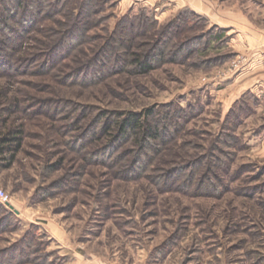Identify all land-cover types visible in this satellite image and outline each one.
Returning a JSON list of instances; mask_svg holds the SVG:
<instances>
[{
	"label": "rangeland",
	"instance_id": "374dc122",
	"mask_svg": "<svg viewBox=\"0 0 264 264\" xmlns=\"http://www.w3.org/2000/svg\"><path fill=\"white\" fill-rule=\"evenodd\" d=\"M103 7L98 17L104 19L87 32L81 51L126 15L149 17L154 40L185 9L207 12L231 28L220 53L206 60L196 52L176 55L146 75L104 72L88 81L94 70H67L73 65L67 60L42 70L40 56L17 61L14 73L0 76V134L24 129L14 162L0 166V188L13 209L2 206L19 227L0 232V264H264V0H105ZM52 22L32 37L43 38L46 27H56ZM184 26L166 52L169 59L201 34L200 26ZM157 44L142 51L155 55ZM169 103L184 108L188 119L147 169L135 162L142 155L133 152L134 143L116 165L112 159L123 150L105 158V141L83 148L99 112L154 105L157 113ZM3 107L11 110L3 114ZM84 111V122L77 120ZM31 225L37 238L31 254L12 250Z\"/></svg>",
	"mask_w": 264,
	"mask_h": 264
},
{
	"label": "trees",
	"instance_id": "16d2710c",
	"mask_svg": "<svg viewBox=\"0 0 264 264\" xmlns=\"http://www.w3.org/2000/svg\"><path fill=\"white\" fill-rule=\"evenodd\" d=\"M104 3L105 0H0V76H8L9 73H12L17 61L24 59L26 61L28 58L33 61V58L40 56L43 61L38 67L42 70L58 68L62 61L66 60L73 65L67 63L65 68L67 70L76 69L79 71L78 74L84 75L90 69L94 70L90 73V77L85 78L88 81L100 80L105 76L104 72L107 76L119 73L141 76L148 74L159 64L169 60L174 61L176 55L185 59L196 52L201 60H206L205 58H208L211 52L220 53L223 42L228 38L225 35L226 29L209 26V19L205 15L185 9L184 12L177 14L169 21L167 31L159 40H154L151 37V32H155V23L150 21L149 17L139 15L130 19L126 15L123 18H118L111 31L104 30L105 38H103L104 36L93 37V40L90 41H96V43L87 49L88 52L81 51L87 42L84 39L87 32L98 27V24L104 19L98 17L104 11ZM57 16H62L64 21L54 20ZM94 16H97V20L94 19ZM190 19H194L196 24L190 23ZM51 20L56 27H46V34H42L44 39L32 37L42 23ZM183 25L188 26L189 30L200 26L201 34L193 39L194 45H183L169 59L166 52L170 50L172 39ZM130 28L135 31L133 30L130 32V36H127L126 31ZM64 33L63 39L49 40V37L52 39L64 35ZM155 34L153 36H156ZM65 38L68 39L64 42ZM148 39H151V42ZM155 41L156 43L158 41L155 55H149L142 51L143 47ZM77 51H80L84 58L76 56ZM46 52L53 55L54 60L43 59L46 57ZM222 58L223 56H219L217 61ZM217 61L215 60L214 63ZM84 62L87 63L83 64ZM75 78L78 79V75ZM15 103L18 101L16 100ZM153 106L139 112H99L95 117V129L90 136H84L81 141L83 148L90 146L89 144H97V147H102L105 141L106 147L102 151L105 158L110 156L109 152L118 154L119 150H123L119 157L112 159L111 163L116 165L128 153L125 148L134 143L136 149H132L133 152L139 149L141 152L139 154L142 155L135 156V162L141 168L147 169V166L154 160L155 153H160L163 146L176 138L183 128V122L188 119V114L182 107L174 108L170 103L162 104L160 105L161 109L156 113ZM8 110L11 108L3 107L1 113L4 114ZM81 114V117H77L79 121H83L82 119L86 115L85 111ZM156 115L157 120L154 119ZM75 129L74 127L73 130ZM3 132L0 134V160H6V163L2 165L0 162V166L2 169H6L14 162L15 155L21 148L24 129L18 128L13 131L5 128ZM158 139H160V144L156 146L153 141ZM93 158H96V155ZM110 158L108 157V162ZM181 171L183 170H178L176 174ZM15 220L13 213L0 205V232L7 231V229L13 231L19 229ZM36 240L35 226L31 225V229L23 233L11 246L13 249L11 247L8 249L19 250V247H24L31 254L30 249Z\"/></svg>",
	"mask_w": 264,
	"mask_h": 264
},
{
	"label": "crops",
	"instance_id": "0c3cea01",
	"mask_svg": "<svg viewBox=\"0 0 264 264\" xmlns=\"http://www.w3.org/2000/svg\"><path fill=\"white\" fill-rule=\"evenodd\" d=\"M199 14L205 15L209 19L211 26H217L219 28H223V29H227V30L231 28V24L227 23L226 21H224L222 19H217L216 17L213 19L212 17L209 16V14L207 12H203V13H199ZM261 54L264 57V51H262ZM235 99H237V98H235Z\"/></svg>",
	"mask_w": 264,
	"mask_h": 264
},
{
	"label": "built area",
	"instance_id": "2783aa9c",
	"mask_svg": "<svg viewBox=\"0 0 264 264\" xmlns=\"http://www.w3.org/2000/svg\"><path fill=\"white\" fill-rule=\"evenodd\" d=\"M0 204L7 207L10 204V200L8 195L5 193L3 189L0 188Z\"/></svg>",
	"mask_w": 264,
	"mask_h": 264
},
{
	"label": "water",
	"instance_id": "95a60500",
	"mask_svg": "<svg viewBox=\"0 0 264 264\" xmlns=\"http://www.w3.org/2000/svg\"><path fill=\"white\" fill-rule=\"evenodd\" d=\"M10 206V209H13V206L12 205H9ZM15 213L18 214V211L17 210H14Z\"/></svg>",
	"mask_w": 264,
	"mask_h": 264
}]
</instances>
